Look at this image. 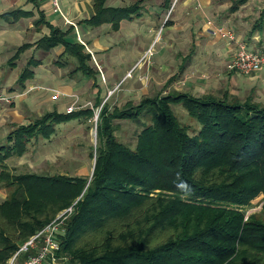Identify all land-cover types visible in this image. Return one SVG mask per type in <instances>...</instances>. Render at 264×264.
Segmentation results:
<instances>
[{"label":"trees","instance_id":"1","mask_svg":"<svg viewBox=\"0 0 264 264\" xmlns=\"http://www.w3.org/2000/svg\"><path fill=\"white\" fill-rule=\"evenodd\" d=\"M94 1V25L113 22L117 28L133 13ZM248 1L232 0L229 11ZM263 19L264 10L253 31L261 29ZM65 37L53 30L41 46L64 45L79 69L91 75L90 56ZM32 75L28 68L19 83ZM173 106H182L197 123L196 135L180 123ZM142 116L151 124L138 135L135 149L118 142L115 121ZM93 117L91 109L48 114L9 134L0 149V183L12 189L0 204V264H8L69 209L53 236L59 264H264V198L260 211L249 214L264 197V106L228 93L145 97L123 109L105 104L90 178L6 172L8 160L25 155L32 141L49 140L57 125ZM32 255H19L18 264Z\"/></svg>","mask_w":264,"mask_h":264},{"label":"crops","instance_id":"2","mask_svg":"<svg viewBox=\"0 0 264 264\" xmlns=\"http://www.w3.org/2000/svg\"><path fill=\"white\" fill-rule=\"evenodd\" d=\"M131 1H106L107 9L133 11L128 18L120 19L118 27L115 28L113 22L100 25L91 23L96 15L94 0H60V11L53 6L52 0H0V98H11L10 103L0 101V149L7 146L10 133L19 127L33 124L29 121L32 113H36L39 119L53 113L67 114L60 111L64 107L59 104L63 100L73 102L74 96L82 105L74 112L86 109L93 111L94 108L98 109L107 104H103V101L110 100L109 96L108 99L105 98L111 94L110 89L114 87L119 90L124 80L131 83L129 90L124 91L128 93L132 87L134 92L141 85L138 76L142 74V62L147 57L146 52L152 54L149 58L151 65L149 68L154 71L155 76L164 77L161 83L155 79L153 87L161 86L160 91L164 90L162 94L156 96L180 93L198 98L199 95L196 93H199V88L201 89V81L194 80L189 74L194 61L196 64L200 62L201 67L208 68L212 63V66L217 68H227L236 53L234 44L210 33L207 26L209 20L232 31L237 40L244 43L249 51L264 50V19L263 23L260 21L261 29L253 31L264 10L261 12L257 10L255 0H249L235 13L229 11L232 0H134L132 3ZM53 30L66 35L67 43L81 46L82 54L90 56L87 67L91 75L79 69L78 60L66 51L64 45L59 44L50 50L42 48L41 42L50 39ZM157 30H161V34L157 35ZM119 43L123 44L122 48ZM131 43L132 48L127 49ZM150 45L152 48L145 51ZM188 46V49L185 48ZM131 51L132 60H136V63L118 82L117 73L108 70L109 63L116 59L125 60ZM184 51L187 52L186 56L181 55ZM204 56L208 59L204 60L206 58ZM177 59H180L179 64ZM92 60L104 71L101 73L103 85L98 83L99 73L90 66ZM72 64L75 68L69 71ZM174 66L178 69L176 74L172 71ZM28 68L33 75L20 84V77ZM113 73L116 75L115 80L111 78ZM249 78L264 84V69ZM88 83H91L92 95L90 101L86 102L79 94L83 93L81 92L83 89L88 91ZM171 90L176 91L170 92ZM53 94H57V100H53L55 96ZM42 110L47 113L42 115ZM81 120L85 119L71 122ZM64 124L54 127L55 133L49 140L40 138L38 141L55 143L60 139L57 134V130L58 132L60 130L58 127Z\"/></svg>","mask_w":264,"mask_h":264},{"label":"rangeland","instance_id":"3","mask_svg":"<svg viewBox=\"0 0 264 264\" xmlns=\"http://www.w3.org/2000/svg\"><path fill=\"white\" fill-rule=\"evenodd\" d=\"M133 1L134 0H132L131 3ZM254 4L258 8V11L261 12L264 9L263 0H255ZM167 16H169V13L167 14ZM156 33L157 35L159 33L161 34V30H157ZM151 37L153 38V35ZM119 45L120 48H122L123 44L119 43ZM132 46L133 43H131V45H128L127 49L132 48ZM151 46L152 45L147 46V49H145V51H149V49L152 48ZM144 48L145 45L143 46V49ZM185 48L188 49L189 46ZM198 52H200L199 49ZM146 54L147 57L144 59L145 61L142 62V74L138 76V79L141 80V85L138 86L137 90L132 92L133 88L131 87L130 92L127 93L126 91H124L125 89L129 90V86L131 84H129V81L124 80L121 82L120 86L122 87L119 88V90L118 88L114 87L111 89L109 88L111 94L107 95L105 98L109 96L108 98H110V100H104L103 104H109L112 109H123L127 103H131L136 107L144 97L151 98L159 93L162 94L164 90L160 91L162 88L161 86H153L155 83V79L159 80V83H161L163 82L164 77L155 76L154 71L149 68L151 66L149 58L152 54L151 52H146ZM181 55L186 56L187 52L184 51L183 53H181ZM125 58V60L116 59L113 62L111 61L109 63L108 70L111 69L114 70L115 73H117L118 82L122 80L126 72L129 71V69L133 68L136 63V60H132V51L129 52V55H127ZM199 58L201 60V56ZM207 59V57L204 58V60ZM176 61L178 64L180 63V59H177ZM91 62L92 64L90 66H93L94 70L99 73L98 83H100V85H103L104 81L101 75V73H104L103 69L99 66H96L94 63L95 61L92 60ZM207 63L208 62H206V65ZM191 67L192 68H190L189 74L194 77V80L196 79L198 81H201V89L198 87L199 93H196V95H199V97L203 95L223 97L224 94L228 93L230 97H237L240 101H245L247 98H252L253 102L260 103L262 106H264V84H261L259 80H254V78H249L250 76H243L239 73H232V75H230L226 67V69L223 67L217 68L216 66H212V63L208 66V68H206L201 67L200 62L196 64L194 61ZM74 68L75 66L74 64H72V66L69 68V71L74 70ZM172 71L176 74L178 69L175 67ZM115 73H113L114 75L113 77H111L112 80L116 79ZM112 80L110 81V84L112 83ZM107 81L108 79H106V82ZM90 85L91 83L87 84L88 91H85L83 89L81 91L83 93L79 94L81 95L80 98L86 102L90 101L89 98H91L92 95ZM172 91L176 90H171L170 92ZM76 99L77 97L74 96L73 102L63 100L59 105H62L64 109L60 111L67 113L70 108L76 110V108L78 109L79 107H81L82 105H80ZM92 104H94L93 101ZM67 107L68 109L66 110L65 108ZM101 108L102 107L93 109L94 117L91 118L90 121L81 120L77 122H71L69 124H64L58 127L60 128V130L59 132L57 130V134H59L58 136L60 137V139L55 141V143L53 144H51V141H32L28 145L27 151L23 157L14 156L7 161V163L5 164L6 172L13 176L23 174H36L39 176L62 175L72 178H90L94 166V160L91 159L90 154L95 153V148L97 146V122ZM173 111L176 114V117L179 119L180 123L183 126L189 128L190 134L196 135L199 130V126L194 120L188 117L185 109L182 106H173ZM41 113L42 115H44L47 112H45V110H42ZM38 117L39 116H37L36 113H32L30 115L29 121L31 123H34L36 119H39ZM114 124L115 126H117L115 131L117 141L134 150L136 147L138 135L145 128V126H148L151 123L149 117L142 116L137 121L117 120ZM52 141H54V139ZM1 170L2 169L0 167V174L2 172ZM11 192L12 189L5 186V183H0V204H2L10 196ZM263 198L264 197H260L254 203V206L257 205V207L250 210L249 214L257 213L260 211L262 206L261 201L263 200ZM63 215L64 213L58 214L53 222H64L65 219L60 218Z\"/></svg>","mask_w":264,"mask_h":264},{"label":"built area","instance_id":"4","mask_svg":"<svg viewBox=\"0 0 264 264\" xmlns=\"http://www.w3.org/2000/svg\"><path fill=\"white\" fill-rule=\"evenodd\" d=\"M59 2L60 0H52L53 6L58 11H60ZM207 26L213 36L225 39L236 46L235 56L227 66L229 73L233 72L239 73L243 76H252L264 69V50L258 52L249 51L244 43L237 40L236 35L232 31L217 26L211 20L207 22ZM80 43L83 44L81 41ZM57 99L58 96L56 94L53 96V100ZM0 101L10 103L11 98H0ZM74 110L75 109L70 108L67 111V114L74 112ZM63 213L64 215L60 218L66 219V215L71 214V209ZM62 223V221H58L49 224L44 230L24 244L15 256L9 260L8 264H18L17 257L19 255L27 254L30 251H32L34 255L28 256L19 264H59L60 258L57 257V254L60 252V247L53 241V236L55 232L59 230V226ZM35 244L38 246L36 247Z\"/></svg>","mask_w":264,"mask_h":264},{"label":"water","instance_id":"5","mask_svg":"<svg viewBox=\"0 0 264 264\" xmlns=\"http://www.w3.org/2000/svg\"><path fill=\"white\" fill-rule=\"evenodd\" d=\"M94 167H95V161H94V166H93V170H92V173H93V171H94ZM92 176V175H91Z\"/></svg>","mask_w":264,"mask_h":264}]
</instances>
